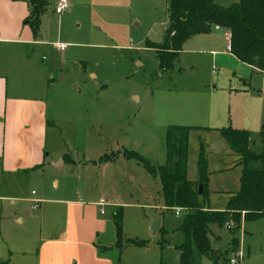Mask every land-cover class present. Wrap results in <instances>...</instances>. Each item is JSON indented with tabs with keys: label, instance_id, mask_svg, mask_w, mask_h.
<instances>
[{
	"label": "rangeland",
	"instance_id": "374dc122",
	"mask_svg": "<svg viewBox=\"0 0 264 264\" xmlns=\"http://www.w3.org/2000/svg\"><path fill=\"white\" fill-rule=\"evenodd\" d=\"M238 1L225 0L220 5L227 7ZM119 3L122 6L113 3L107 10L106 6H98L95 12L90 7L81 8L63 22L65 35L59 39L70 43L63 68L69 71L67 76L72 86L86 96V103L78 117L73 116L61 127L64 139L60 147L54 138V153L65 151L66 147L74 161H67L60 169H52L54 165L50 162L49 169L44 173L40 170L36 175L30 191L31 195L32 191L36 193L35 197H43L48 206L56 204L57 199H80L85 203L104 199L106 214L101 215L98 207V219L111 224L110 232L102 236L104 244L116 242L113 215L120 209L123 210L124 239L148 241L146 248L130 245L124 251L122 264L139 263L141 259L179 264L180 251L176 246L183 240L178 229L183 214L177 216L175 211H165L160 177L150 175L135 160L121 157L100 163V157L127 149L139 152L156 166L164 165L168 127L190 126L183 113L209 100L224 107L226 122L202 127H236L234 123L240 121L248 125L240 128L248 129L251 134L250 149L264 154V101L260 103L257 95L249 97L253 91L258 92L257 87H263V79L256 73L248 92L238 93L235 89L239 87V73L245 63L227 55L215 57L214 61L212 55L203 54L194 64L195 58L187 53L175 62L173 69L162 71L156 50L147 46V39L152 42L157 34L161 37L168 19L167 0H133L130 4L119 0ZM95 13H98V24L91 18ZM67 14H56L55 21L57 16ZM83 64L86 66L81 71ZM80 77L85 82L80 79L75 85ZM250 111L261 112L257 121L253 114L248 115ZM243 116L248 117L239 119ZM189 140L188 179H199L198 162L202 155L208 183L200 201L208 210L224 211L231 193L241 187L243 166L235 165L233 150L218 131L193 128ZM261 165V161L250 163L254 169ZM45 203L42 205L46 207ZM31 205L25 203L19 209L26 214ZM10 211V221L15 222L17 207ZM157 218L162 219L166 233H151L152 221ZM216 232L223 240L214 241V247L226 245L220 249V261L203 256L197 264H224L226 259L242 251L244 257L237 264H264V215L242 224L237 234L239 248L232 243L227 246L232 236L225 226L218 227ZM114 250L118 253L117 246Z\"/></svg>",
	"mask_w": 264,
	"mask_h": 264
},
{
	"label": "crops",
	"instance_id": "0c3cea01",
	"mask_svg": "<svg viewBox=\"0 0 264 264\" xmlns=\"http://www.w3.org/2000/svg\"><path fill=\"white\" fill-rule=\"evenodd\" d=\"M69 1L70 7L66 11L68 14L57 16V22L55 21L57 0H52L41 17L38 34H35L32 26L26 22L31 12L30 0H0V264H122L124 251L130 246L126 245L122 249L120 263L119 249L117 248L118 253L114 252L116 242L111 243L112 245L103 243L102 236L110 232L111 224L98 219V207L101 213L107 206H100V201L85 203L80 199H57L56 204L48 206L43 197H35L33 195L36 193L32 191L31 195L30 191L36 175L40 170L44 173L49 169L50 162L54 165L52 169H60L66 166L67 161H74L66 152V147L65 151L54 153V138L60 147V142L64 139L61 127L73 116L78 117L86 103V96H82L76 86H72L73 82L67 76L69 71H64L63 68L70 44L59 39L65 35L62 29L63 22L81 8L90 7L95 12L98 6H106L107 10L111 7L110 4L120 5L119 0ZM126 1L130 4L133 0ZM224 1L218 0L219 4ZM113 8L119 7L113 5ZM91 18L98 24V13ZM168 21L169 19L164 25L161 37L158 38L157 34L152 42L163 41ZM215 27L210 33L189 38L184 43L179 58L188 53L195 58L194 64H197L199 61L196 59L201 58L203 54L212 55L214 61L215 57L219 59V56L227 55L243 63L228 49L230 32L222 27L220 29ZM94 48H97V45H94ZM244 65L245 68L239 73V87L235 89L238 93L248 92L251 79L256 73L262 76L264 84L262 72L246 63ZM85 66L86 64L81 66V71ZM80 79L85 82L84 78L80 77L74 84H79ZM257 90L258 92L247 94L249 97L257 95L261 103L264 101V85L257 87ZM213 101L209 100L190 112L187 111L189 113H183L187 120L186 124L209 131H218L217 128L228 126L202 127L226 122L224 107L221 104L216 105ZM247 113L251 116L253 114L251 111ZM260 115L261 112H255L253 118L257 121ZM234 125L236 127L233 128L238 127L237 129L248 126L240 121ZM233 154L237 166L239 157L234 152ZM121 157L126 159L122 154L117 159ZM55 158H61V161L56 163ZM235 192L237 191L231 193V196ZM37 200L41 201L39 205L36 204ZM25 203L32 204L30 212L26 214L19 209ZM42 203L47 206H43ZM14 207H17L15 212L17 218L15 222H11L10 210ZM164 209L168 210L166 206ZM105 214L106 211L104 214L101 213ZM217 228L214 226L213 231L219 237L217 241H221L223 238L216 232ZM224 246L226 245L214 248L220 250ZM161 263L163 262H159L158 259H141L135 264Z\"/></svg>",
	"mask_w": 264,
	"mask_h": 264
},
{
	"label": "trees",
	"instance_id": "16d2710c",
	"mask_svg": "<svg viewBox=\"0 0 264 264\" xmlns=\"http://www.w3.org/2000/svg\"><path fill=\"white\" fill-rule=\"evenodd\" d=\"M52 0H30L31 12L26 22L38 34L40 20ZM168 27L161 43L147 41V46L156 50L162 71L174 68L184 43L198 34L212 32L215 26L228 30L231 52L240 61L251 65L264 74V0H239L224 7L218 0H167ZM193 127L171 125L166 133V162L156 166L147 157L134 150L106 153L100 163L112 162L122 154L128 160L143 165L153 177H160L164 203L169 211L182 210L183 218L178 227L183 240L176 248L180 251L179 264H197L198 258L206 256L219 262L222 254L213 242L219 240L213 227H224L230 220L231 242L239 248L237 234L243 221H256L264 215V154L250 149L251 134L246 129L232 126L217 128L243 166L241 187L229 199L224 211H211L200 201L207 192L205 165L202 155L199 159V179H188V154L190 131ZM261 161L260 168L250 163ZM98 162V161H95ZM199 185L203 192L199 193ZM116 228V246L122 251L124 244L146 247L148 241L124 239L123 210L113 215ZM160 232L166 233L162 227ZM125 242V243H124ZM121 260L119 259V262ZM229 264V259L224 261ZM167 264V263H161Z\"/></svg>",
	"mask_w": 264,
	"mask_h": 264
},
{
	"label": "built area",
	"instance_id": "2783aa9c",
	"mask_svg": "<svg viewBox=\"0 0 264 264\" xmlns=\"http://www.w3.org/2000/svg\"><path fill=\"white\" fill-rule=\"evenodd\" d=\"M70 7V1L69 0H57L56 5H55V13L57 14H63L64 12H66ZM215 29H220L219 26H216ZM63 47V46H62ZM228 49L231 51V40L229 38V43H228ZM40 200L36 201V204L39 205L40 204ZM100 206L104 207L105 205H107L106 200L101 199ZM104 210H101V213L104 214ZM175 214L177 216H180L182 214V210L177 208L175 209ZM225 227L227 229H231L233 227V223L232 222H227ZM244 257V253L242 252H236L232 258L229 259V264H237L238 262H240L242 260V258Z\"/></svg>",
	"mask_w": 264,
	"mask_h": 264
},
{
	"label": "water",
	"instance_id": "95a60500",
	"mask_svg": "<svg viewBox=\"0 0 264 264\" xmlns=\"http://www.w3.org/2000/svg\"><path fill=\"white\" fill-rule=\"evenodd\" d=\"M202 192H203V187L202 185H199V193H202ZM161 226H162V219L161 218L154 219L151 225V233L153 235L157 234L160 231Z\"/></svg>",
	"mask_w": 264,
	"mask_h": 264
}]
</instances>
